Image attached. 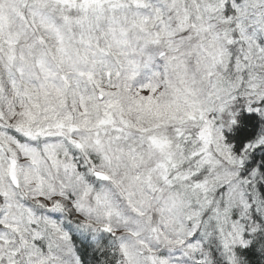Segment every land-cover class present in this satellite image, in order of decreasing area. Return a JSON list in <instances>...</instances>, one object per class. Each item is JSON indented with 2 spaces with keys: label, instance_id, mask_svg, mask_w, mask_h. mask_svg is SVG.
I'll return each mask as SVG.
<instances>
[{
  "label": "snow or ice",
  "instance_id": "6c2138e0",
  "mask_svg": "<svg viewBox=\"0 0 264 264\" xmlns=\"http://www.w3.org/2000/svg\"><path fill=\"white\" fill-rule=\"evenodd\" d=\"M0 264H264V0H0Z\"/></svg>",
  "mask_w": 264,
  "mask_h": 264
}]
</instances>
